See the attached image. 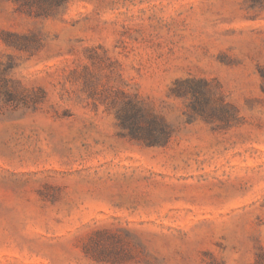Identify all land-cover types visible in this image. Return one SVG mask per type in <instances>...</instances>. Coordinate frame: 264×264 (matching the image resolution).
Instances as JSON below:
<instances>
[{
    "label": "rangeland",
    "instance_id": "obj_1",
    "mask_svg": "<svg viewBox=\"0 0 264 264\" xmlns=\"http://www.w3.org/2000/svg\"><path fill=\"white\" fill-rule=\"evenodd\" d=\"M0 264H264V0H0Z\"/></svg>",
    "mask_w": 264,
    "mask_h": 264
}]
</instances>
